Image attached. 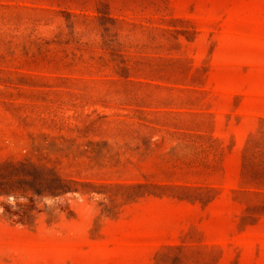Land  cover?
<instances>
[{"label": "rangeland", "instance_id": "1", "mask_svg": "<svg viewBox=\"0 0 264 264\" xmlns=\"http://www.w3.org/2000/svg\"><path fill=\"white\" fill-rule=\"evenodd\" d=\"M0 264H264V0H0Z\"/></svg>", "mask_w": 264, "mask_h": 264}]
</instances>
